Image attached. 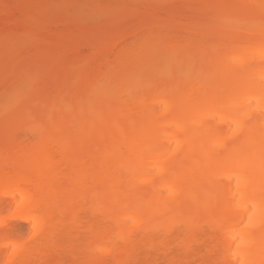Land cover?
Wrapping results in <instances>:
<instances>
[{"label": "bare ground", "instance_id": "bare-ground-1", "mask_svg": "<svg viewBox=\"0 0 264 264\" xmlns=\"http://www.w3.org/2000/svg\"><path fill=\"white\" fill-rule=\"evenodd\" d=\"M105 1L87 54L0 47V264H264V0Z\"/></svg>", "mask_w": 264, "mask_h": 264}, {"label": "rangeland", "instance_id": "rangeland-1", "mask_svg": "<svg viewBox=\"0 0 264 264\" xmlns=\"http://www.w3.org/2000/svg\"><path fill=\"white\" fill-rule=\"evenodd\" d=\"M85 1V0H84ZM90 1V2H89ZM81 4H80V3ZM102 2V4L100 5V3ZM109 1H105V3L103 2V0H86L85 1V3L83 2V0L81 1V0H78V2L76 1V0H0V47L2 48V45H6V42H8V43H12L13 41L15 42V40L16 39H18V42H20V39L23 37V36H25L24 38H26V41H24V38L22 39V41L20 42V43H24L25 44V46H27V45H31L30 43H32V41L34 42V41H36V39L38 38L39 39V37L41 36V37H43V34H40L41 32L43 33H47V34H49L48 35V37H47V35H46V37L44 36L43 38H46V39H44V42L43 43H41L42 44V46L40 45V48L38 49V51L35 53L34 52V50H31V51H33L34 53H35V55L33 56V55H31V56H33V57H31L30 59H26V57H24V54L22 55V51L23 50H27V48H28V46H27V48L25 49V46H24V44H23V46H22V44H21V46L24 48L23 50H22V47H20V46H18V45H16V44H19L20 45V43H18V42H13V44L15 45L14 46V48L16 47V50H18V51H16L15 49H13V53H14V51L17 53V54H20V55H22V56H18V57H16L15 58V60H14V58H13V63H11V64H13V65H16L17 66V61H19L20 62V60L22 59L23 61H24V63H22V65H21V63H20V65H19V69H21V67L23 66V65H25V70H24V72H28V70H30V69H32V68H34L35 66H37V65H35L36 63H40V64H43V62H45V60H46V56H48V55H56L57 53H60L61 51H64V49H69V48H73L74 50H76V49H78V48H80L81 49V51H82V53L84 54V53H88V48L87 49H85L84 50V48H83V44H86V43H88V42H93V41H97V40H99V39H103L102 37H103V29H101V27H100V25H101V23H108L109 25L110 24H115L116 23V21H117V17H118V15H119V9H116L114 6H112V5H109V3H108ZM118 2V1H117ZM168 2H170V1H167V3ZM173 2V1H172ZM84 3V4H83ZM111 3V2H110ZM115 3H116V1H115ZM153 3V2H152ZM152 3H151V5H152ZM167 3H165V1H164V4H166V5H164V4H162V5H164V7H166L167 5L168 6H170L171 4L169 3V4H167ZM87 4H89V5H91V6H89V5H87ZM97 4H99V5H97ZM112 4V3H111ZM141 4H143V3H141ZM173 4H175V2H173ZM172 4V5H173ZM89 6V7H87V6ZM113 5H114V2H113ZM139 5V4H138ZM150 5V4H149ZM150 5V6H151ZM159 5V4H158ZM71 6H72V8H71ZM145 6H146V4H145ZM153 6H155L154 4L151 6V7H153ZM157 6V5H156ZM6 7V8H5ZM8 7V8H7ZM85 7V8H84ZM159 7H161V6H159ZM158 6H157V8H159ZM170 7H172V6H170ZM169 7V11L171 10L172 11V9ZM176 7V9H177V6H176V4H175V6H174V8ZM10 8H12V9H14L15 11L13 12V10H12V12H9V9ZM49 8V9H48ZM51 8V9H50ZM52 8H53V10H52ZM88 10H87V9ZM155 8V7H154ZM61 9H63L64 11L62 12V11H59L58 12V10H61ZM66 9H68V10H66ZM152 9V8H151ZM176 9H174V11H177ZM57 12H56V11ZM68 11V13L66 12V11ZM70 10V11H69ZM91 10V11H90ZM162 10H163V8H162ZM161 10V11H162ZM3 11H4V13H3ZM8 11V12H7ZM46 11H48L47 13H45ZM55 11V12H54ZM158 12H159V15H160V13H163V12H160L159 10H157ZM157 11H155V12H157ZM165 11V10H164ZM52 12H54V13H52ZM62 12V13H61ZM70 12V13H69ZM87 12V13H86ZM139 12H143V10H141L140 9V11ZM157 12V13H158ZM49 13V14H48ZM150 13H151V11H150ZM154 12H152V14H153ZM42 16H41V15ZM137 13H135L134 15H133V19L134 18H140L141 16H142V13L141 14H137ZM164 14V13H163ZM46 15V16H45ZM144 15H146V14H144ZM155 15H157V14H155ZM36 18H35V17ZM88 18H87V17ZM136 16V17H135ZM158 16V15H157ZM34 17V18H33ZM39 17L41 18V17H43L42 19H43V21H39L40 23H39V25L40 26H38V29L37 30H39L40 29V32H37L36 31V28H34L35 26H37L36 25V22H38L37 20H35V22H34V19H39ZM131 18V19H132ZM77 19H78V21H77ZM82 19V20H81ZM41 20V19H40ZM74 20V21H73ZM78 22V24L77 25H74V23L76 22V21ZM119 20V19H118ZM136 20V19H135ZM23 21H26L28 24L30 23V27H31V24H32V26H33V24L35 25V26H33V28H34V30L38 33H36V32H31L32 30H30V29H28V30H26L28 27V24L26 23L25 25V27L23 26V28H21V27H19V25L22 23L23 24ZM122 21V20H121ZM131 21V20H130ZM134 20H132V22H133ZM72 22H74V23H72ZM128 22V23H127ZM84 23V24H83ZM121 23V22H120ZM126 23H127V26L129 25V26H131L130 24V22L129 21H126ZM126 23H124V24H126ZM130 23V24H129ZM136 23V22H135ZM44 24V25H43ZM122 24L123 23H121V25H119V27L121 26L122 27ZM123 24V25H124ZM42 25V26H41ZM22 26V25H21ZM45 26V27H44ZM125 26V25H124ZM126 26V27H127ZM29 27V28H30ZM43 27V28H42ZM115 27V26H114ZM26 28V29H25ZM32 27H31V29H33ZM46 28V29H45ZM22 29H23V31H22ZM24 29H25V32H24ZM114 29V30H113ZM118 29V28H117ZM117 29H115V28H112V29H110V31H109V33H110V35H111V33H113V31H117ZM30 30V31H29ZM106 30H108V28H106ZM113 30V31H112ZM27 31V32H26ZM47 31V32H46ZM22 32H24V33H22ZM26 33V34H25ZM22 34V35H21ZM108 34V33H107ZM114 34H115V32H114ZM11 35H13V36H11ZM15 35V36H14ZM38 35V36H37ZM16 36H18L19 38H17ZM22 36V37H21ZM27 36V37H26ZM35 36H37V37H35ZM108 36H109V34H108ZM6 37V38H5ZM9 37H10V39H9ZM12 37H14V38H12ZM16 37V38H15ZM21 37V38H20ZM32 37H34V38H32ZM41 37H40V39H41ZM106 37V36H105ZM35 39V40H34ZM40 39H39V41H40ZM11 40V41H10ZM45 40H46V42H45ZM29 41V42H28ZM43 41V40H42ZM26 42H27V45H26ZM35 43V42H34ZM89 44V43H88ZM93 44H97V43H95V42H93ZM75 46H77V48L75 47ZM79 46V47H78ZM89 46V45H88ZM19 47V49H17ZM86 48V47H85ZM79 49V50H80ZM0 51H2V49H0ZM86 51V52H85ZM27 52V51H26ZM33 52H31V54L33 53ZM65 52V51H64ZM63 52V53H64ZM16 53H14V54H16ZM23 53H24V51H23ZM62 53V54H63ZM27 54V53H26ZM64 54H66V53H64ZM73 55L72 56H74V52L72 53ZM9 55V54H8ZM11 55H13V54H11ZM68 55V53L66 54V56ZM1 56H3V54H0V57ZM10 56V55H9ZM25 56H27V58H29L28 56H30V54L29 55H25ZM65 56V55H64ZM69 56H70V54H69ZM59 57V56H58ZM8 58V59H7ZM12 58V57H11ZM11 58H9V57H7L6 56V60L8 61V60H10L9 62H11ZM60 58V57H59ZM66 58H68V56L66 57ZM65 58V59H66ZM70 58V57H69ZM5 59V58H4ZM72 59V57L69 59V60H71ZM6 60H4V61H6ZM17 60V61H16ZM62 60V59H61ZM68 60V59H67ZM7 61H6V63H7ZM15 61V62H14ZM22 62V61H21ZM62 63H63V65L67 62V61H61ZM3 63V62H2ZM5 63V65L4 66H6V67H8V66H10L9 65V63H8V65ZM48 64V63H47ZM13 65H11V68H14L13 67ZM27 65V66H26ZM33 65H35L34 67H33ZM41 66V65H40ZM40 66H37L39 69H37L36 67V69L37 70H39V71H41L42 69H44V67H42V69H41V67ZM43 66V65H42ZM45 66V65H44ZM18 67V66H17ZM30 67V68H29ZM16 68V67H15ZM35 68L34 69H32V71L31 72H33V71H37V70H35ZM8 69V68H7ZM27 69V70H26ZM15 69H13V70H9V72L10 71H14ZM23 70V69H22ZM38 71V72H39ZM43 71V70H42ZM16 73H17V69H16V71H15ZM27 72H26V74H27ZM37 72V73H38ZM18 73H19V70H18ZM22 73H23V71H22ZM42 73V75H43V72H41ZM21 74V73H20ZM19 74V76H21ZM39 75H40V72L38 73ZM22 76H24L23 78H25V73H24V75H22ZM21 76V77H22ZM42 77H46V75L44 74ZM47 77H48V74H47ZM41 79V78H40ZM49 79H50V76H49ZM48 78H47V80L49 81L47 84H53L52 82H50V80H53L52 78L49 80ZM45 80V79H44ZM41 81H43V80H40V82ZM45 81H43V83H44ZM4 221H9V222H14L15 221V218H14V216H11L10 214H2L1 216H0V223L1 222H4ZM20 225L21 226H23V227H25V225L24 224H21L20 223Z\"/></svg>", "mask_w": 264, "mask_h": 264}]
</instances>
